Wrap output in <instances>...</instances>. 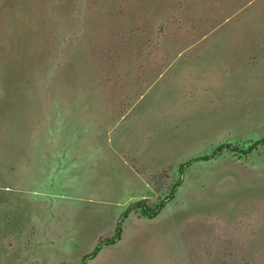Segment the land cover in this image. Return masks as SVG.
<instances>
[{"label":"rangeland","instance_id":"1","mask_svg":"<svg viewBox=\"0 0 264 264\" xmlns=\"http://www.w3.org/2000/svg\"><path fill=\"white\" fill-rule=\"evenodd\" d=\"M82 262L264 264V0H0V264Z\"/></svg>","mask_w":264,"mask_h":264},{"label":"trees","instance_id":"2","mask_svg":"<svg viewBox=\"0 0 264 264\" xmlns=\"http://www.w3.org/2000/svg\"><path fill=\"white\" fill-rule=\"evenodd\" d=\"M255 145H250L248 147V149L246 151H244V153H247L249 152L248 150H252L253 147ZM225 148H229V144H222V145H219L217 148H216V151L217 152H220L222 149H225ZM202 158H209V156H204ZM177 186V183L175 186H173V188H175ZM174 190V189H173ZM164 202L165 201H159L157 203H155L152 207L151 206H148L146 204V202L144 200H139V201H136L135 203H133L125 212H124V216H126L130 210L134 209V208H139L141 210V215L142 216H145V217H154L155 215H158L157 213L161 210V208L164 206ZM120 237V226H118L117 228V234L116 236L114 237H111V238H107L105 240V244H112L116 241V238H119ZM101 246H97L91 254L88 255L89 258H93L97 252L100 250ZM81 264H84L83 262Z\"/></svg>","mask_w":264,"mask_h":264}]
</instances>
